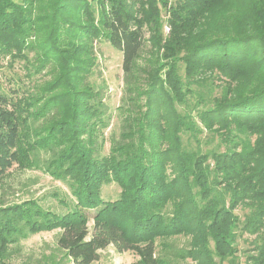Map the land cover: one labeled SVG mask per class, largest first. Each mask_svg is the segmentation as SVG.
Here are the masks:
<instances>
[{"label": "trees", "instance_id": "16d2710c", "mask_svg": "<svg viewBox=\"0 0 264 264\" xmlns=\"http://www.w3.org/2000/svg\"><path fill=\"white\" fill-rule=\"evenodd\" d=\"M155 1L0 0V59L22 61L29 81L50 75L13 96L0 89V181L14 164L38 169L72 197L50 194L65 208L58 213L36 198L0 196V264L29 235L52 230L71 264H92L109 245L135 264H172L180 256L170 240L186 233L198 237L193 258L214 264L208 242L220 259L237 249L240 204L251 209L242 230L256 235L252 262L264 264V0H174L166 40L155 32L146 56ZM61 21L76 22V43L55 37ZM90 36L121 53L115 112L103 86L85 80ZM113 117L118 131L104 153ZM112 180L119 196L104 200Z\"/></svg>", "mask_w": 264, "mask_h": 264}, {"label": "rangeland", "instance_id": "374dc122", "mask_svg": "<svg viewBox=\"0 0 264 264\" xmlns=\"http://www.w3.org/2000/svg\"><path fill=\"white\" fill-rule=\"evenodd\" d=\"M173 2L174 0H156L155 6L148 11V21H144L145 35L147 38L145 48L146 56L152 54V42L155 32L161 36L162 42L166 40L165 37L169 33V10ZM37 15L36 11L32 13L33 17H37ZM75 27H77L76 22L61 21V23H57L56 25L55 37L56 35H63L62 37L69 40V42H75L79 39L78 34H74ZM88 40L89 43L91 42L93 48L91 60L85 63L86 72L85 70L83 72L86 73L85 80L89 83L103 86V98L106 100L110 111L115 112L116 106L120 103V97L122 95L121 53L112 48L104 39H93L90 36ZM64 44L68 45V43ZM31 55L30 53V60L32 59ZM6 62L7 58L4 60L0 59V89L8 95H15L13 91L14 87L22 88L27 85L30 87L34 85L31 84L33 81L39 86L44 81L50 79V75L46 74L47 69H44L41 72L33 74L31 81H29L26 77L28 76L26 75L27 70L24 66L21 67L20 63H22V61L16 62L13 66H8ZM113 131H118V122L115 117H113L109 126L104 130L105 142L102 149L104 153L108 151L109 135ZM215 144H217L215 141L208 143L210 148ZM52 192L59 193L60 197L67 200L72 198L69 189L64 183L53 179L51 176L38 169L20 170L16 168L14 164L13 167L9 169L6 176L0 181V196L5 202H19L31 197L36 198L40 204L45 207H50L58 213L64 212L65 208L51 196ZM119 193L120 188L113 180L109 183H103L101 186V197L104 200H115L119 196ZM64 195H66V198ZM104 205H106L105 202L92 208L87 211V215L93 216L94 211ZM250 211L251 209L245 204H240L233 210V215L238 220V226L235 229V247L237 249H233L235 252L231 253V255L227 254L220 259L216 253L215 242H208V247L212 254V262L214 264H253L251 254L253 255V253H255L256 235L249 234L242 230V224ZM118 220L123 221L120 216ZM91 222L92 220L90 219L88 222L89 226H91ZM124 224H126V221ZM55 235L56 230L42 231L29 235L26 239L21 241L19 250H11L8 262L10 264H47V262L51 261L48 260L50 254L55 258L56 262H60L61 260L59 261V258L61 257L62 264H71L67 259L62 257V253L55 249ZM194 238L198 239L195 234L186 233L175 236L170 240V243L174 246L175 252H178L180 256L174 261H171L172 264H202L199 260L193 258L195 256L190 254V251H193L192 239L194 240ZM224 245L223 243L220 245L222 251L225 250ZM136 260V256L131 252L120 253L117 252L112 245H109L100 251L99 259L92 264H135Z\"/></svg>", "mask_w": 264, "mask_h": 264}]
</instances>
